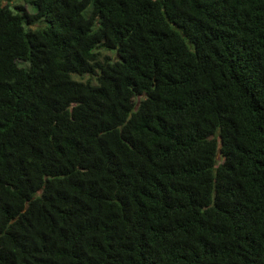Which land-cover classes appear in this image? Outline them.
Returning a JSON list of instances; mask_svg holds the SVG:
<instances>
[{"label":"trees","instance_id":"obj_1","mask_svg":"<svg viewBox=\"0 0 264 264\" xmlns=\"http://www.w3.org/2000/svg\"><path fill=\"white\" fill-rule=\"evenodd\" d=\"M0 264H264V0H0Z\"/></svg>","mask_w":264,"mask_h":264},{"label":"rangeland","instance_id":"obj_2","mask_svg":"<svg viewBox=\"0 0 264 264\" xmlns=\"http://www.w3.org/2000/svg\"><path fill=\"white\" fill-rule=\"evenodd\" d=\"M13 1H15V0H13Z\"/></svg>","mask_w":264,"mask_h":264}]
</instances>
